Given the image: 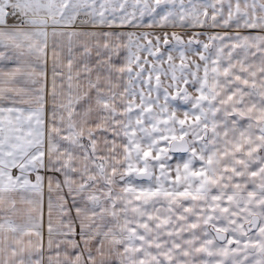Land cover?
Segmentation results:
<instances>
[{
    "label": "snow or ice",
    "instance_id": "obj_1",
    "mask_svg": "<svg viewBox=\"0 0 264 264\" xmlns=\"http://www.w3.org/2000/svg\"><path fill=\"white\" fill-rule=\"evenodd\" d=\"M0 264H264V0H0Z\"/></svg>",
    "mask_w": 264,
    "mask_h": 264
}]
</instances>
